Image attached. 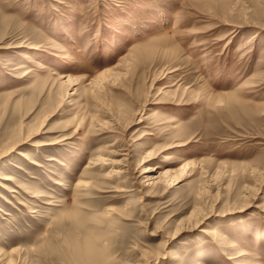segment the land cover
<instances>
[{
  "label": "rangeland",
  "instance_id": "obj_1",
  "mask_svg": "<svg viewBox=\"0 0 264 264\" xmlns=\"http://www.w3.org/2000/svg\"><path fill=\"white\" fill-rule=\"evenodd\" d=\"M0 264H264V0H0Z\"/></svg>",
  "mask_w": 264,
  "mask_h": 264
},
{
  "label": "bare ground",
  "instance_id": "obj_2",
  "mask_svg": "<svg viewBox=\"0 0 264 264\" xmlns=\"http://www.w3.org/2000/svg\"><path fill=\"white\" fill-rule=\"evenodd\" d=\"M246 110H247V108H246ZM18 153L22 156L25 155L21 151H18ZM150 169H154V168L149 167L146 171H149ZM94 243L92 242V240L90 238L85 239L83 242H78L75 246L77 258L80 259L81 261H84L86 259V260H90V262H91L94 258V253H96L95 251H97V248H95Z\"/></svg>",
  "mask_w": 264,
  "mask_h": 264
}]
</instances>
